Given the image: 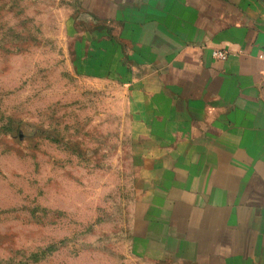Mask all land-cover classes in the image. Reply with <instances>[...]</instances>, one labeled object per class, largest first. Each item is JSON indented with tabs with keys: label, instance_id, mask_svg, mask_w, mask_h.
Listing matches in <instances>:
<instances>
[{
	"label": "rangeland",
	"instance_id": "rangeland-1",
	"mask_svg": "<svg viewBox=\"0 0 264 264\" xmlns=\"http://www.w3.org/2000/svg\"><path fill=\"white\" fill-rule=\"evenodd\" d=\"M120 33L83 0H0V264H188L136 247L157 140L133 80L152 72L77 52Z\"/></svg>",
	"mask_w": 264,
	"mask_h": 264
},
{
	"label": "crops",
	"instance_id": "crops-1",
	"mask_svg": "<svg viewBox=\"0 0 264 264\" xmlns=\"http://www.w3.org/2000/svg\"><path fill=\"white\" fill-rule=\"evenodd\" d=\"M83 2L127 43L110 40L100 57L96 41L78 46L84 70L152 72L133 80L157 140L136 247L188 264H264V0Z\"/></svg>",
	"mask_w": 264,
	"mask_h": 264
},
{
	"label": "built area",
	"instance_id": "built-area-1",
	"mask_svg": "<svg viewBox=\"0 0 264 264\" xmlns=\"http://www.w3.org/2000/svg\"><path fill=\"white\" fill-rule=\"evenodd\" d=\"M212 55L216 59L226 60L229 56V51L224 48H214L212 50ZM262 58H264V53L262 54Z\"/></svg>",
	"mask_w": 264,
	"mask_h": 264
}]
</instances>
